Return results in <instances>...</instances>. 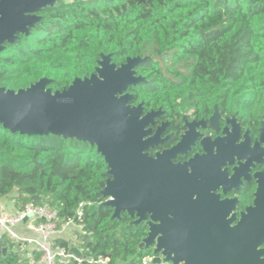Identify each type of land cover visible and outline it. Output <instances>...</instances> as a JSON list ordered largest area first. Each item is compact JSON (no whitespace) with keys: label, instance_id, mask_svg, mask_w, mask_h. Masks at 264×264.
<instances>
[{"label":"trees","instance_id":"16d2710c","mask_svg":"<svg viewBox=\"0 0 264 264\" xmlns=\"http://www.w3.org/2000/svg\"><path fill=\"white\" fill-rule=\"evenodd\" d=\"M37 15L39 23L0 52V87L18 90L41 78L52 91L94 73L100 55L136 68L145 82L128 92L146 111L162 108L197 117L216 106L256 129L264 115V0H60ZM108 168L95 148L52 135H12L0 127V200L16 208L47 204L77 234L83 259L58 264H146L139 248L145 224H130L104 206ZM33 196L40 201L32 200ZM70 252V245L57 241ZM6 249L3 254V249ZM25 248L0 237V264H32Z\"/></svg>","mask_w":264,"mask_h":264},{"label":"water","instance_id":"95a60500","mask_svg":"<svg viewBox=\"0 0 264 264\" xmlns=\"http://www.w3.org/2000/svg\"><path fill=\"white\" fill-rule=\"evenodd\" d=\"M58 1L0 0V52L19 35H28L41 20L37 14ZM111 57L101 54L94 73L75 78L61 91H52L53 80L48 78L18 90L0 87V127L12 135H52L94 147L108 168L101 194L107 198L104 206L113 209L112 219L127 213L136 217L132 225L137 226L149 215L139 248L154 247L153 264H264V249L260 248L264 245V171L255 176L258 186L253 206L232 226L234 216L227 219V215L235 201L221 203L214 195L224 176L212 155L184 164L173 162L193 144V128L170 150L154 157L147 153L165 141L159 138V129L151 136L148 128L162 111L143 115V104L132 105L128 90L145 82L136 75V68L148 58H127L116 65ZM230 122L238 129L234 119ZM238 153L246 159L240 149ZM194 195L203 204L187 200ZM32 200L38 202L40 197ZM228 206L229 211H219ZM70 253L83 259L76 247Z\"/></svg>","mask_w":264,"mask_h":264},{"label":"flooded vegetation","instance_id":"af4514ba","mask_svg":"<svg viewBox=\"0 0 264 264\" xmlns=\"http://www.w3.org/2000/svg\"><path fill=\"white\" fill-rule=\"evenodd\" d=\"M158 110H161L162 113L154 118V125L148 128L152 130L151 136H154L159 129V138L165 141L149 148L147 150L149 156L154 157L156 153L170 150L181 141V137L185 133L190 132L193 128L196 133V137L192 141L193 144L188 149L186 148L185 154L177 155L173 162L176 164L189 163L195 157H203L210 153L212 159L220 166V171L224 176L222 185L214 191V195L218 197L221 203L230 202L231 204L235 201L233 209L227 215V219H230L233 215L234 220L230 224L232 226L237 224L241 214L246 212L247 208L253 206L258 186L255 176L264 171V134L261 135L264 115L259 117L256 129L245 126L231 112L222 113L216 106H213L210 114L201 117H197L196 111L193 109L178 117L177 115L167 114L162 108L148 111L144 108L143 115ZM232 119L236 121L239 126L238 129H235L234 124L230 122ZM228 120L229 122H227ZM255 143H258L257 148L254 147ZM240 146L241 148H239ZM239 149L242 155L246 156V159L239 158ZM187 171L190 174L192 170L188 167ZM187 200L199 201L203 204V199L196 195L189 197ZM196 205L189 207L202 209L201 205ZM229 207L222 208L219 211H229ZM131 218L133 220L130 224L136 221L135 216ZM148 221L149 215H146L145 220L140 224H146ZM150 248L154 250V247ZM260 248L264 249V245Z\"/></svg>","mask_w":264,"mask_h":264},{"label":"built area","instance_id":"2783aa9c","mask_svg":"<svg viewBox=\"0 0 264 264\" xmlns=\"http://www.w3.org/2000/svg\"><path fill=\"white\" fill-rule=\"evenodd\" d=\"M21 225H24L25 232L32 233L38 238L21 235L17 231ZM70 225L81 233L82 228L80 226L72 223L61 224L57 211L51 209L47 204L27 203L16 208L11 201L9 204L0 206V237L2 236L20 247L31 248V253L38 252L39 257L37 261L31 259L32 264H58L70 259L80 261L65 248L60 247L57 242V235L67 231ZM93 262L103 264L106 260L100 258Z\"/></svg>","mask_w":264,"mask_h":264},{"label":"crops","instance_id":"0c3cea01","mask_svg":"<svg viewBox=\"0 0 264 264\" xmlns=\"http://www.w3.org/2000/svg\"><path fill=\"white\" fill-rule=\"evenodd\" d=\"M5 201L3 200H0V206H3L5 204H9L12 200L10 199V197H6V199H4ZM69 229V227H68ZM17 231L21 234V235H24V237H31V238H38L36 235H33L32 233H28V232H25L24 230V225H21L17 228ZM70 232V231H69ZM71 234L68 233V230L65 231V232H62L61 234L57 235V238L58 240L60 241H65L67 242L70 246L72 247H76L79 249L78 245H79V241H78V238H77V234L79 233L75 228L74 226L71 227ZM69 234V235H68ZM25 253L26 255H28V257L30 256L31 254V248H25Z\"/></svg>","mask_w":264,"mask_h":264},{"label":"rangeland","instance_id":"374dc122","mask_svg":"<svg viewBox=\"0 0 264 264\" xmlns=\"http://www.w3.org/2000/svg\"><path fill=\"white\" fill-rule=\"evenodd\" d=\"M4 199H6V197H5V198H2L1 200L5 201ZM71 227H72V226L70 225V227H69V229H68V233H69V234L72 233V232H71ZM69 231H70V232H69ZM69 234H68V235H69ZM146 264H153V263H152V260H151V259H150V260H147V261H146Z\"/></svg>","mask_w":264,"mask_h":264}]
</instances>
